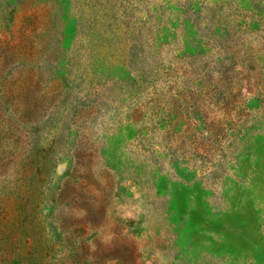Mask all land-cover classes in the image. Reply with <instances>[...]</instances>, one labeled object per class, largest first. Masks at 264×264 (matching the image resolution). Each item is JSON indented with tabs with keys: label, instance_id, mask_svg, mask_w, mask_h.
Wrapping results in <instances>:
<instances>
[{
	"label": "rangeland",
	"instance_id": "1",
	"mask_svg": "<svg viewBox=\"0 0 264 264\" xmlns=\"http://www.w3.org/2000/svg\"><path fill=\"white\" fill-rule=\"evenodd\" d=\"M0 264H264V0H0Z\"/></svg>",
	"mask_w": 264,
	"mask_h": 264
}]
</instances>
